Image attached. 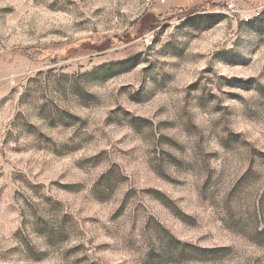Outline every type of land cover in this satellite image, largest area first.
<instances>
[{"label":"rangeland","instance_id":"374dc122","mask_svg":"<svg viewBox=\"0 0 264 264\" xmlns=\"http://www.w3.org/2000/svg\"><path fill=\"white\" fill-rule=\"evenodd\" d=\"M0 264H264V0H0Z\"/></svg>","mask_w":264,"mask_h":264},{"label":"trees","instance_id":"16d2710c","mask_svg":"<svg viewBox=\"0 0 264 264\" xmlns=\"http://www.w3.org/2000/svg\"><path fill=\"white\" fill-rule=\"evenodd\" d=\"M145 21L143 22V24L141 25V27H139V34L143 33L144 31L156 26V19L153 15L150 14H145Z\"/></svg>","mask_w":264,"mask_h":264},{"label":"built area","instance_id":"2783aa9c","mask_svg":"<svg viewBox=\"0 0 264 264\" xmlns=\"http://www.w3.org/2000/svg\"><path fill=\"white\" fill-rule=\"evenodd\" d=\"M225 7H226L229 11H233V9H234V4H233V2L228 1V2H226ZM248 20H249V18L244 17V21H245V22H248ZM142 42H143V44H145V45H150V44H151V41L149 40V38H148L147 36L142 37Z\"/></svg>","mask_w":264,"mask_h":264}]
</instances>
